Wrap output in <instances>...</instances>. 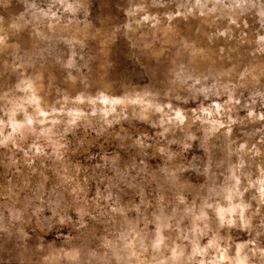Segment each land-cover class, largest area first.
<instances>
[{"label": "clouds", "instance_id": "1", "mask_svg": "<svg viewBox=\"0 0 264 264\" xmlns=\"http://www.w3.org/2000/svg\"><path fill=\"white\" fill-rule=\"evenodd\" d=\"M0 264H264V0H0Z\"/></svg>", "mask_w": 264, "mask_h": 264}]
</instances>
